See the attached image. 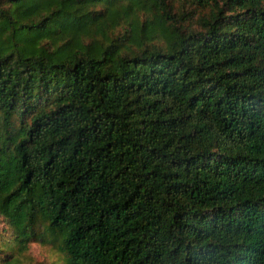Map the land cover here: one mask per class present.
Returning a JSON list of instances; mask_svg holds the SVG:
<instances>
[{"label": "trees", "instance_id": "trees-1", "mask_svg": "<svg viewBox=\"0 0 264 264\" xmlns=\"http://www.w3.org/2000/svg\"><path fill=\"white\" fill-rule=\"evenodd\" d=\"M0 216V264H264V0H0Z\"/></svg>", "mask_w": 264, "mask_h": 264}, {"label": "rangeland", "instance_id": "rangeland-1", "mask_svg": "<svg viewBox=\"0 0 264 264\" xmlns=\"http://www.w3.org/2000/svg\"><path fill=\"white\" fill-rule=\"evenodd\" d=\"M208 10V7L204 9ZM7 226L6 220L0 216V228ZM16 259L11 263L1 264H66L64 255L60 254L56 246L47 241L33 240L24 251L16 253Z\"/></svg>", "mask_w": 264, "mask_h": 264}]
</instances>
